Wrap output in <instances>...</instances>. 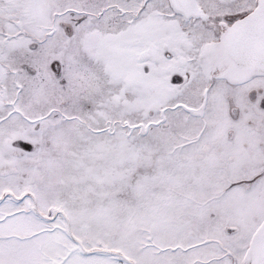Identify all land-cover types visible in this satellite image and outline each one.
Segmentation results:
<instances>
[{
    "label": "snow or ice",
    "instance_id": "1",
    "mask_svg": "<svg viewBox=\"0 0 264 264\" xmlns=\"http://www.w3.org/2000/svg\"><path fill=\"white\" fill-rule=\"evenodd\" d=\"M0 264H264V0H0Z\"/></svg>",
    "mask_w": 264,
    "mask_h": 264
}]
</instances>
